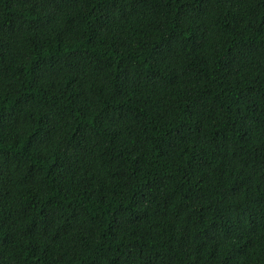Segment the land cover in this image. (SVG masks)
Here are the masks:
<instances>
[{"label":"trees","instance_id":"obj_1","mask_svg":"<svg viewBox=\"0 0 264 264\" xmlns=\"http://www.w3.org/2000/svg\"><path fill=\"white\" fill-rule=\"evenodd\" d=\"M0 264H264V0H0Z\"/></svg>","mask_w":264,"mask_h":264}]
</instances>
